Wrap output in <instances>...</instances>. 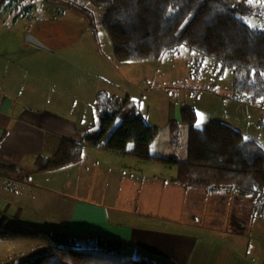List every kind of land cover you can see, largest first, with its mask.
I'll return each instance as SVG.
<instances>
[{
  "label": "rangeland",
  "instance_id": "rangeland-1",
  "mask_svg": "<svg viewBox=\"0 0 264 264\" xmlns=\"http://www.w3.org/2000/svg\"><path fill=\"white\" fill-rule=\"evenodd\" d=\"M249 1L254 12L245 21L264 30V0ZM67 2L82 7L87 18ZM69 9L83 19L61 15ZM105 12L85 0H12L0 11V88L10 86L8 96L15 101L12 117L32 124L35 137L30 142L22 136L14 140L18 146L14 158L21 156L27 163L22 168L32 172L29 177L17 172L0 175V264H26L45 255L47 234L72 233L73 227H81L73 216L87 203L105 209L112 225L117 220L131 227L140 222L132 215L147 212L143 219L149 226L223 240L250 263L264 264V210L251 219L250 197L241 198L236 210L232 197L227 210L215 206L211 211L207 206L196 212L187 204L188 189L172 183L176 168L110 150L106 154L105 148L85 142L100 134L102 93L127 102L104 143L122 119L134 114L159 130L152 156L184 160L189 129L181 113L189 106L205 117L200 128L221 121L264 150V98L238 97L231 69L184 46L161 61L119 63L103 26ZM15 124L19 125L12 121ZM70 126L84 134L83 160L60 170L36 172L31 156L51 157L57 152L39 149L38 136L47 135L58 145L64 138L60 130ZM134 148L130 144L128 153ZM115 210L121 213L114 217ZM72 234L85 249L98 238Z\"/></svg>",
  "mask_w": 264,
  "mask_h": 264
},
{
  "label": "trees",
  "instance_id": "trees-1",
  "mask_svg": "<svg viewBox=\"0 0 264 264\" xmlns=\"http://www.w3.org/2000/svg\"><path fill=\"white\" fill-rule=\"evenodd\" d=\"M10 1L0 0V11ZM85 1L106 10L103 26L119 63L161 61L167 53L184 46L231 69L238 97L264 98V30L245 21L254 12L249 0ZM67 5L87 18L82 7L70 2ZM98 102L101 131L96 138H87V145L176 168L172 183L185 189L208 194L240 192L251 198V219L264 210V150L256 141L221 121L198 128L196 110L186 106L181 113L189 129L186 158H157L151 155V147L159 130L134 114L122 119L104 143L103 138L125 111L127 102L102 93ZM3 137L1 134L0 141ZM130 144H135L131 154ZM58 148L51 157L35 158L36 172L60 170L83 160L84 147L80 144L62 139ZM10 172L27 178L32 173L0 161V175ZM47 236V253L26 264H154L138 259L137 247L116 237H98L92 247L85 249L70 232L53 231Z\"/></svg>",
  "mask_w": 264,
  "mask_h": 264
},
{
  "label": "crops",
  "instance_id": "crops-1",
  "mask_svg": "<svg viewBox=\"0 0 264 264\" xmlns=\"http://www.w3.org/2000/svg\"><path fill=\"white\" fill-rule=\"evenodd\" d=\"M61 15L76 20L77 18H80V20L83 19L81 15H76L70 9L65 10ZM10 91L11 88L8 84L0 88V135H4V139L0 141V161L7 165L21 166V169L25 167L22 165L27 163L21 159V156H18L16 159L14 158V154H17L15 147L18 148V146L14 144V140L16 136H22L25 137L27 142H30L35 138L34 126L22 119L17 120L16 116L12 117V112H15V101L8 96ZM23 114L24 113L21 115L23 116ZM12 121L18 122L19 125L15 124V126H13ZM59 133L60 136L64 135L63 139L73 141L83 146L84 134L81 135L74 127H66L64 130H60ZM38 138L40 142L38 144L39 149L46 150L50 147L56 148V151L59 149L60 141L57 145L51 143L47 135L38 136ZM97 148L102 149V147ZM104 153L108 154L109 151L104 149ZM38 155L31 156L32 158L29 159L30 162L34 164V160ZM103 196H105V200H108L106 194ZM186 196L187 204L192 205L191 207L194 208L193 210L196 212H199L200 209L201 211L202 209L204 210V207L207 206L211 211L214 210L215 206H221L223 209L225 208L227 210V208L231 207L230 204L233 203L232 197H235L236 202H234L235 205L233 208L236 210L238 208L237 205L240 204V199H245L240 192L231 193L225 190L208 194L200 190L195 191L188 189ZM139 204H141L140 201ZM114 205H116L115 202ZM144 206L145 210H147L148 207L146 203ZM216 210L218 211L219 209L216 208ZM113 213L115 217V214L118 215L121 211L115 210ZM145 216H148L147 212L146 214L137 212L135 215H132L133 218L138 219L140 222L134 223L131 227H125L117 220L113 226L112 222L109 220L108 212L105 209L94 207L87 203V205L83 206L80 210L77 209L73 216V222L75 223V220L78 223L81 222V227H77L76 230L72 226L73 228L71 231L72 233L77 232L84 236H95V238L109 236L128 241L137 247V255L140 256L141 259L148 260L154 264H254L246 260L243 254L232 247V245L228 246L226 245L227 243L222 242L223 240H211L203 237L199 239L194 236H181L177 233L173 234L164 229L160 230L153 225L149 226L144 223L143 218Z\"/></svg>",
  "mask_w": 264,
  "mask_h": 264
},
{
  "label": "snow or ice",
  "instance_id": "snow-or-ice-1",
  "mask_svg": "<svg viewBox=\"0 0 264 264\" xmlns=\"http://www.w3.org/2000/svg\"><path fill=\"white\" fill-rule=\"evenodd\" d=\"M204 122H205V117L203 116V114H198L196 127L200 128Z\"/></svg>",
  "mask_w": 264,
  "mask_h": 264
},
{
  "label": "water",
  "instance_id": "water-1",
  "mask_svg": "<svg viewBox=\"0 0 264 264\" xmlns=\"http://www.w3.org/2000/svg\"><path fill=\"white\" fill-rule=\"evenodd\" d=\"M30 41H32V42H34L35 44H37V43L35 42V40H34V39H32V38L30 39ZM37 45H38V44H37Z\"/></svg>",
  "mask_w": 264,
  "mask_h": 264
}]
</instances>
